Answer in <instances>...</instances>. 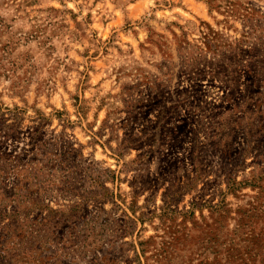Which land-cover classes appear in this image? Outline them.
Here are the masks:
<instances>
[{
	"label": "rangeland",
	"instance_id": "obj_1",
	"mask_svg": "<svg viewBox=\"0 0 264 264\" xmlns=\"http://www.w3.org/2000/svg\"><path fill=\"white\" fill-rule=\"evenodd\" d=\"M0 264H264V0H0Z\"/></svg>",
	"mask_w": 264,
	"mask_h": 264
}]
</instances>
